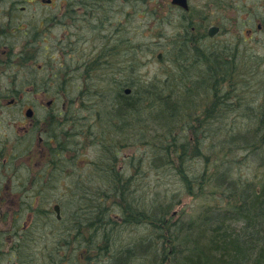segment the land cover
Wrapping results in <instances>:
<instances>
[{"label": "rangeland", "instance_id": "1", "mask_svg": "<svg viewBox=\"0 0 264 264\" xmlns=\"http://www.w3.org/2000/svg\"><path fill=\"white\" fill-rule=\"evenodd\" d=\"M61 1L52 0V4L55 5L53 8L41 4L39 1L35 2L33 7H29L28 3L23 2L28 6V12H30L27 16L25 14L23 19L34 22L33 30L37 40L41 39L42 32L44 42L40 47L44 49L46 46L47 52L52 58L50 62H47L45 74L40 76L43 77L42 80H36L33 84L34 87L44 90L46 95L16 99L15 106L6 114L4 113V118L1 117L4 122H0V131L3 132L4 137L18 138L15 141L19 152L18 173L15 175L14 173L0 174V180H2L0 186L2 192L5 193L2 199L4 214L7 210L13 212L18 209V220L14 222L16 225L13 224L12 229L17 226L19 232L15 237H12L11 231H8V234L5 232L6 236L0 239V248L2 249L0 264H14V261L19 264H27L23 261L26 244L30 249V255H26L32 259L28 264H52L53 258L61 264L62 258L58 259L59 255L69 256L71 260L76 258L78 262L83 257L84 250H80L81 246L77 245V250L74 248L75 241L71 236L74 230L72 220L75 217L78 220L85 216L90 217L91 214L80 215L81 211L86 213V209L75 208L76 198L71 200L67 198L65 203V195L68 196V192H70L69 197H71L76 191L89 195L94 191L100 192L105 189L102 185L103 180L107 179L109 173L112 172L100 170H98L99 173L92 172L97 161L103 164L100 160L101 157L96 153L95 137L87 136L84 145L72 147L70 154L73 157L62 156V152L59 150L54 152V148L48 151L43 143L39 147L36 146L38 130L54 128L58 132L59 126H62V129L66 128V131L72 130L71 126H64L63 123L66 117L71 119L72 115L68 111L66 113L69 115H64L65 105H70L72 108L80 107V97L84 101L82 105H86L88 98L81 96V91H79L86 87H89L90 90L96 88L99 96L104 98L105 89L113 84H115L118 93L126 94L130 100L133 99L134 91L138 90L144 97V92L157 91L158 89V103L166 99L167 95L165 92H161V88L169 91L172 87L175 91L186 92L187 96H175L178 101L177 104L174 102L172 109L177 107L187 110L181 111L187 115L180 120L175 119V124L169 125L165 123L164 118L158 117H155V120L153 118L150 120L145 115V109V112L141 113L128 110L129 114L136 116L134 119L136 121L135 123L132 121L131 126L127 125L125 137L128 139L124 146L121 144L114 146L118 151L115 163L118 169L123 175L129 176L132 173L131 180H137L136 183L142 185L137 194H141V200L145 194V199L139 204L142 205V208L149 207L148 213L153 219L158 211L160 214V211L163 210L164 216L161 215L163 220L158 217V222H142L134 227L125 223L124 226L115 227L112 235L115 239L112 250H118L119 245L130 242L133 244V248L138 251L150 248L151 250L144 258H139L138 261L130 260L126 264H176L170 250L173 246L172 242L169 243L170 240L166 239V237H170L167 230H174L175 226L187 220L196 221L210 210L216 211L218 206L221 211L223 208L225 211V207L230 206L227 199L230 194L228 188L234 186L232 189L239 195L241 187H244L243 184L246 181L251 180L252 186H255L261 175L264 174V158L261 157L264 154V149L261 147L251 149L249 145L255 142L252 136L248 140L250 144L245 147L244 145L235 148L230 146L233 148L232 150L227 149L229 142L227 143L226 139L222 145H219L215 143L216 138L212 137V140L206 136L201 145L200 155L183 164V169L186 172L182 179L177 171L175 172L165 165L160 167L159 164H153L156 161L153 147L154 145L159 146L157 137L161 133L166 136L174 135L179 139H181V135H184L185 140L187 138L190 140L191 147L196 143V139L208 135L206 129L194 131L187 128L184 132L182 131L183 126H188L192 121L193 117L190 114H197L196 116L199 117L203 108L212 101V98L211 101L210 99L205 101V97L213 94V84L211 88H208L209 81L205 82L204 71L206 70L210 75L211 73L217 74V66L232 57L239 64L236 65L234 78L230 76L234 82L228 83V85L222 83L219 86V91L227 94L224 106L232 108L225 116V125L232 124L243 128V130L247 128V131H250L248 136L251 135V129L256 126L257 119L255 122H250L248 117L252 113L259 114L260 110L264 108V32L253 30L251 33L243 35L218 33L210 38L211 36L205 32V28L198 24L200 13L194 9V5L189 12L190 16L185 14L182 17L175 10L172 12L161 10L159 0H90L92 3L95 2L90 4L91 10H88L90 12L81 15L80 9L83 7L79 2L85 0H66L68 10L67 14L62 16L64 14L58 11ZM72 5L75 7L69 11ZM30 14L32 15L30 16ZM192 26L195 28L192 29ZM128 39L129 41H126ZM129 43L130 53L127 54ZM158 54H160V58L157 56ZM95 60L97 67L89 72L87 64L91 65ZM38 63L44 62L39 60ZM49 67L53 72L61 69L62 75L59 77L50 76L51 69ZM226 68L228 67H223V70L226 71ZM92 70L95 79H89L83 83L86 77L92 75ZM59 80L62 82H58ZM232 84L235 86L230 89L229 85ZM127 88L130 89V92L126 93ZM10 100L3 98L1 104L6 105ZM50 100L51 102L48 103ZM166 102L169 101L166 100ZM178 102L188 103L189 107H181ZM158 103L146 100L133 106L147 105L145 107L147 110L159 111ZM30 106H33L35 112L31 118H26L24 112L26 107ZM61 106L63 107L62 114H57L56 111L58 112ZM79 110V112L76 110V115L87 116L90 121L97 114V112L89 113L81 108ZM102 110L105 109H96L100 112ZM121 110H115L118 117L122 116ZM106 114L108 113H105L103 118L108 119ZM11 116H13L12 120L15 118L17 120L9 122L8 118ZM38 120L41 122L40 124H38ZM28 122L35 123L32 127L36 128V131L27 130L22 126L23 124L30 126L27 124ZM222 122L224 123V120ZM223 123L219 124L216 121L214 123L216 126L213 128L217 129V137H221ZM193 125H196V121L193 122ZM13 130L17 133L14 134ZM257 134L261 135L260 132ZM209 143L215 147L207 148ZM32 145L41 151L37 152L36 147H34V151H30ZM53 159L56 161L54 162ZM102 160L104 161V159ZM129 160L133 161L130 165L128 164ZM160 160L165 161V159ZM133 166L137 167L135 172ZM103 167H106V164H103ZM87 168L88 171H86ZM138 169H140V174L134 176L133 173H136ZM200 175H204V179H199ZM40 176H43L45 184L40 183ZM221 179H224V185L218 186ZM236 181L241 187H237ZM41 189H43V193L37 194ZM34 194H36L35 201L37 203L39 201L41 203V198L43 199L44 209L48 213L39 214L40 217L37 220L41 219L42 223L34 224L32 228L31 214L25 208L28 202L33 203L32 195L34 197ZM155 195H157V202H152L151 198ZM27 199L28 201L24 203L23 201ZM231 199V203H233L235 198ZM54 202L61 205L62 221H48V219L56 220L52 212ZM48 214L51 215L47 217ZM7 218L3 220L6 221L4 224L12 223V217L9 214ZM160 222L161 227L159 228ZM6 227V225L3 226L4 229ZM23 227L24 229H22ZM8 228L11 229L10 226ZM157 229L161 232H157ZM63 234H69L70 238L63 240ZM21 237H24L22 241ZM59 239H62V242ZM11 242H19L17 247L21 250L16 249L17 247L7 249ZM163 248H165V255H163ZM109 254L111 252L99 257L102 264H110L109 257L107 258ZM51 256L53 258H50ZM70 259L66 258L65 264H78L74 260L71 262ZM85 260H87L86 257H84L86 264Z\"/></svg>", "mask_w": 264, "mask_h": 264}, {"label": "trees", "instance_id": "2", "mask_svg": "<svg viewBox=\"0 0 264 264\" xmlns=\"http://www.w3.org/2000/svg\"><path fill=\"white\" fill-rule=\"evenodd\" d=\"M119 31L121 32V30ZM126 41H129V39ZM129 49L130 43L127 54L130 53ZM132 61L134 60L132 59ZM96 62L97 61L95 60L91 63V65H89V63L87 64L89 72L91 69H96ZM221 64L226 65L222 66ZM227 64L232 65L228 66ZM237 64L238 61L232 57V59L229 58V60H226L217 66V74L211 73L210 75L206 72V70L204 71V80L205 82L209 81V83H207V86H209L208 88H211V85L213 84L212 101L210 99V104L203 108V110L207 108L208 113H205L202 110V114L199 117L196 116L197 114H190V116L193 117L192 121L189 122L188 126H183L184 129L182 131L186 132L187 128L193 129L194 131L197 129H206V131H208V135L203 136V138L196 139V143L193 147H191L190 140L188 138L185 140L184 135H181V139H179L177 137L175 138L174 135L166 136L164 133H161L157 137L159 146L154 145L153 147L156 160L153 164H159L160 167L161 165H165V167L173 169L175 172L177 171V174H180L183 179V174L186 172L183 169V164L200 155L201 145L206 136L210 137V139H212V137L216 138L215 143H218L219 145H222L226 139V142H229L227 149L230 150L233 149L232 147H241L240 145H244L245 147L250 144L248 140L251 139L250 137L252 136L255 142L249 145L251 149L253 150V148L260 147L264 149V108L260 110L259 114L252 113L248 117V121L250 122H255L257 119L255 122L256 126H253L251 129V135L249 136L248 134L250 131H247V128L243 130V128L232 124L225 125V116L229 110H232V108L224 106L227 94L223 93V91H219V86L222 83H226L228 85V83L230 84L234 82L232 78L235 76L234 71ZM223 67L228 68H226L225 71V69L223 70ZM61 73L62 72L59 71L57 77L61 76ZM91 73L92 75L90 77H86L83 80V83L89 79H95L93 76L94 71L92 70ZM216 75L219 78H217ZM212 76L214 77L213 81ZM58 82H62V80H59ZM117 82L120 81L117 80ZM234 86L235 84L229 85V88L233 89ZM172 90L173 89L171 87L169 91ZM79 91H81V96L88 98L86 105L90 106H86L84 104L82 105V103H84V101H82V97H80V107L78 106L77 108H72L70 105H65L64 115L68 116V112L72 115L71 119H67L66 117L63 120V123L65 124L64 126H71L72 130L66 131V128L62 129V126H59L60 129L58 132L54 128L52 129V138L57 143V146L53 151L56 152L59 150L62 152V156L70 155L73 157V155L70 154L72 147H75V145H84L87 136L95 137L96 141L94 144L97 145L96 153L104 159L103 161L100 158L103 164H106V167H103V164L97 161L96 167H94V173H99L100 171H109L112 173H109L108 178L103 180L104 183H102V185L105 189H102L100 192L94 191L89 195L84 192L79 193L76 191V193H73L71 197H69L70 192H68V196L67 194L65 195V203L67 202V198L68 200L76 198L75 208L86 209V213H82L83 211H81L80 215L91 214L90 217L85 216L83 218H79V220L75 217L72 220V227L74 226V230L72 231L71 236L75 241L74 248L77 250V245H79L81 246L80 250H84V253L82 254L83 257L79 262L76 261V258H73V260L74 262H78V264H85L84 257H86V264H102L99 257L101 258L104 254L111 252V254L107 256V258L109 257L108 260L110 264H126V262H129L130 260L138 261L139 258H144V256L149 254L151 248L138 251L133 248V244L129 242L124 245H119L118 250H112V244L113 241H115L112 237L113 230H115V227L118 228L120 225L124 226L125 223L134 227L142 222H158V217L163 215V210L162 212L160 211V214L159 211L156 212V216H154L153 219L151 214L148 213L150 211L149 207L142 208V205H140L139 202L144 201L145 194L142 196V200L141 194H137L138 189L142 187V185L140 183H136L137 180H131L130 175H132V173H130L129 176L123 175L118 169V166L115 164L117 161L116 158L118 151L115 147L117 144L124 146V143L128 139L125 137L127 134L125 133L127 125L130 124L131 126V122L134 121L135 123L136 121L134 120L136 116L131 113L129 114L128 110L131 112L138 111L140 113L143 111L145 112L146 110L145 115L148 116L150 120H155V117L160 119L164 118L166 120L165 123L169 125L175 124V119L180 120L181 118H185L187 113L183 114L181 111L187 110L184 108L181 110L177 107L176 109H172L174 102L177 104L178 101L175 99V96L170 99L166 98L158 103V89L157 91L144 92V97L140 93V90L134 91L132 100H130L126 94L118 93L115 84L105 89L104 98L99 96V92L96 88L90 90L89 87H86L80 89ZM161 92L167 93L168 91L161 88ZM146 100L157 102L159 111H152L150 109L147 110L145 108L147 105H141L142 107L133 106ZM166 100L169 102H166ZM178 104H181V102H178ZM120 106L123 107L120 108ZM80 108L89 113L97 112L96 116H93L91 119L92 122L87 116L76 115V110L79 112ZM97 108L105 110H102V112L96 111ZM120 109H122V116L118 117V115H116L118 113H116L115 110L118 111ZM170 109L171 111L168 112ZM105 113H108L106 114V116L109 117L108 119H106V117L103 118ZM98 119L99 121L104 122H99ZM223 120L224 123L222 122ZM194 121H196V125H193ZM215 121L219 122V124L223 123V130L220 133L221 137H217V129L213 128L216 126L214 124ZM258 132H260L261 135H258ZM48 137L49 135L47 138ZM62 139L64 140L63 142ZM69 140L74 141L70 142ZM144 143H146V141H144ZM214 147L215 146L211 143L207 146V148ZM261 157L263 159L264 154H262ZM160 159H165V161L162 162ZM53 160L54 162L56 161L55 159ZM132 162L133 161L129 160L128 164L130 165ZM133 167V171L135 172L137 167ZM96 169L100 171L98 172ZM139 171L140 169H138L136 173H133V175L137 176L140 174ZM40 178V183L45 184L46 182H44L45 180H43V176H40ZM199 179H204V175H200ZM259 179V182L255 186H252L251 180L246 181L243 184L244 187H241L236 181L237 187L239 186L242 188L239 195L232 189L234 186H232V188H228L230 194L227 196V199L230 206L227 205V207H225V211L224 208L221 211L218 206L216 211L210 210L207 212L208 214H204L202 218L196 221L187 220L184 221V223L182 222L178 224L174 228L175 231L171 229L167 230L170 237H166V239L170 240L169 243L172 242L171 244L173 246L170 250L174 256L176 264H264V174L261 175ZM224 182V179H221L217 185L222 186L224 185ZM198 186L199 185L197 184V187ZM200 191L202 190L200 189ZM35 195L36 194H34V196ZM156 197L157 195L152 197L153 199L151 198V201L157 202ZM231 198H235L233 203H231ZM35 200L36 196L33 203L28 202L26 204L27 206L25 209L33 210L32 207L34 206L35 210H38L41 203L40 201L37 203ZM27 201L28 199L23 202L26 203ZM144 205L146 206V204ZM38 217L36 215L33 216L32 228L34 227V224L36 225L38 223V225H40L42 223L41 219L37 220ZM49 220L57 221L55 219H48V221ZM161 220H163V217H161ZM59 221H62V218ZM160 227L161 222L159 223V228ZM160 232L161 231H159V233ZM69 238V234L62 235L63 240H68ZM62 239H59V241L62 242ZM164 250L165 248L162 250L163 255L166 254ZM73 257L76 256L73 255ZM50 258H53V256ZM66 258L70 259L69 256L63 257L62 255H59L58 257V259H61V264H65ZM53 259L52 264H59L57 259ZM73 260H71V262H73Z\"/></svg>", "mask_w": 264, "mask_h": 264}, {"label": "flooded vegetation", "instance_id": "3", "mask_svg": "<svg viewBox=\"0 0 264 264\" xmlns=\"http://www.w3.org/2000/svg\"><path fill=\"white\" fill-rule=\"evenodd\" d=\"M38 1L50 8L55 6L52 4V0H0V122L3 121L1 117L5 116L4 113L6 114L7 111L15 106L17 102L16 99L30 96L44 97L46 95L44 90L34 87L33 84L36 80H42L43 77L40 76L45 74L44 71L47 70L48 66L47 62L51 61L52 56L47 52L46 46L44 49L40 47L41 43L44 42L42 32L41 39L37 40L33 30L34 22H30L31 20L29 19H23L25 14L27 16V14L30 13L28 12V6L23 4V2L28 3L29 7H33V4ZM159 1L161 2L159 5L161 10L165 9L169 12L175 10L180 13L182 17H184L185 14L190 16L189 12L191 11L192 5H194V9L200 13L198 24H201V26L205 28L207 34L211 29L215 33L214 36L218 33H224L225 35L239 33L243 35L251 33L253 30L264 32V0H186L188 4V9L186 10L175 5L173 0ZM80 3L83 7V9H80L81 15L90 12L88 11L91 10L89 8L90 4H94L89 0L79 2V4ZM58 8V11L64 14L62 16H65L68 10L66 0H62ZM31 15L32 14H30V16ZM194 28L195 27L192 26V29ZM39 60H42L44 63H38ZM60 66H62V64H60ZM50 69V76H57L59 71L62 72L61 69L54 72L52 68ZM3 98L11 100L7 102L6 105H3L1 104L3 103ZM50 102L51 101L48 103ZM28 108L32 110L31 116L26 115V110H28ZM26 110L24 112L25 117L31 118L35 112L33 106L26 107ZM56 113L62 114V106ZM12 119L13 116L8 118V121L13 122L17 120L16 118L15 120ZM40 123L39 121L38 124ZM27 124H30V126H24L25 124L22 126L27 130L36 131V128L34 129V127H32L35 123L28 122ZM13 131L14 134L17 133L15 130ZM51 131L52 129L46 130L45 128H40L38 130L36 146L39 147L43 143L44 146L46 145L48 148V151L52 148H56L57 143L53 140ZM48 135L49 137L47 138ZM17 140V137L16 139L10 136L4 137L3 132L0 131V174L14 173L15 175V173H18L19 152L17 142L15 143ZM36 146L32 145L30 151H34V147ZM36 151L40 152L41 149L36 147ZM42 152L44 153L43 150ZM0 182H2V180H0ZM3 196H5V193L2 192V187L0 186V239L6 236L8 231H11L10 234L12 237L17 236V232H19L17 226L12 229L13 224L16 225L14 222L18 220V209H15L13 212L7 210L4 214L2 208ZM32 198L34 200L35 196L33 197L32 195ZM32 209L33 210L28 209V213L31 214L30 222H33L32 217L37 213L34 206ZM52 212L55 214L53 209ZM8 214L12 217V223L4 224L6 221L3 220L8 219ZM5 225L7 227L4 229L3 226ZM8 226H10L11 229H9ZM22 229H24V227ZM5 232L7 233L5 234ZM12 244L14 243L11 242L10 245L8 244L9 249H12ZM1 252L2 249L0 248V254Z\"/></svg>", "mask_w": 264, "mask_h": 264}, {"label": "bare ground", "instance_id": "4", "mask_svg": "<svg viewBox=\"0 0 264 264\" xmlns=\"http://www.w3.org/2000/svg\"><path fill=\"white\" fill-rule=\"evenodd\" d=\"M72 7V8H71ZM70 8H69V11L70 10H73L74 9V7L75 6H71ZM159 55V54H158ZM157 55V56H158ZM160 58V57H159ZM138 59V58H137ZM72 79V78H71ZM70 82H71V80H70ZM69 83V82H68ZM166 94H168V95H166V98L167 99H170L171 97H173V96H177V97H184V95L186 94V92L184 91H182V92H180V91H175L174 89L172 90V91H168ZM185 96H187V95H185ZM212 98V95L211 94H209V96L208 97H205V101H209V99H211ZM181 107L183 106V107H189V104L188 103H181V104H179ZM205 113H208V109L206 108V109H204L203 110ZM204 113V114H205ZM97 170V169H96ZM86 171H88V168H87V170ZM98 171V170H97ZM90 172H91V170H90ZM93 173H94V171H92ZM99 172V171H98ZM38 188H40V187H38ZM40 192L41 193H43V190H39L37 193H39L40 194ZM54 205H58V206H61L59 203H56V202H54V204L52 205V207L54 206ZM61 208V207H60ZM58 210H60V209H58ZM36 211H37V213H36ZM35 211V213H36V216L38 217L39 216V214H43L44 215V212H47L45 209H44V201H43V199L41 198V205H40V207H39V209L38 210H36ZM48 213V212H47ZM49 215H51V214H48V216L47 217H49ZM54 215V214H53ZM157 232H159V229H157ZM24 239V237H21V241ZM14 243V242H13ZM57 243V242H56ZM17 244V245H16ZM19 245V242L18 243H14V244H12V249L13 248H15V247H17ZM5 246V245H4ZM7 249H9V246L7 247ZM16 249H18V250H21L19 247H17ZM29 248L27 247V244H26V246H25V255H24V257H25V259L23 260L25 263H29L32 259H29L28 257L29 256H27L26 254H29ZM30 255V254H29ZM37 257V256H36ZM40 260H41V257H40ZM14 264H19V262H14Z\"/></svg>", "mask_w": 264, "mask_h": 264}, {"label": "water", "instance_id": "5", "mask_svg": "<svg viewBox=\"0 0 264 264\" xmlns=\"http://www.w3.org/2000/svg\"><path fill=\"white\" fill-rule=\"evenodd\" d=\"M173 3H174V4H177V5H179V6H182V7H184V8H187V2H186V0H173ZM209 32H210V35H212V34L214 33L212 30H210ZM158 57H160V54L158 55ZM125 92H126V93H127V92H130V89L127 88V89L125 90ZM31 114H32V111H31L30 109H28L27 112H26V115H27V116H31ZM54 209L57 211V213H59V210H58V206H57V205L54 207ZM57 217H60V215L57 214Z\"/></svg>", "mask_w": 264, "mask_h": 264}]
</instances>
